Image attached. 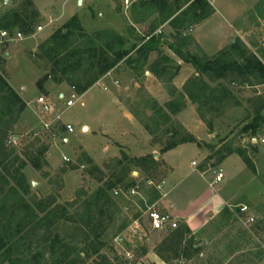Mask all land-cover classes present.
Listing matches in <instances>:
<instances>
[{
    "label": "rangeland",
    "instance_id": "rangeland-1",
    "mask_svg": "<svg viewBox=\"0 0 264 264\" xmlns=\"http://www.w3.org/2000/svg\"><path fill=\"white\" fill-rule=\"evenodd\" d=\"M24 1L0 0V19L8 12L15 11V15L17 13L20 16L19 21L11 20L9 22L11 27L8 28V31L22 33L24 37L20 41L0 47V75L24 99L31 101L39 97L46 98L55 107V111L58 112L57 115L61 116L62 121L53 123L55 119L48 114H43L37 104H33L31 107L27 106L28 109L22 115L8 140V146L16 147L20 154H23L25 149L32 145H35L37 152L41 151L43 147H46L48 151L44 156L46 162L41 161L40 169H35L30 164L24 168V188L19 187L17 181H11L12 187L16 189V194L9 192L8 204L4 205L3 202H0V264H36L27 252L29 242L26 236L30 228L25 226V222L11 217L10 205L21 206L25 200L34 208L40 203L43 204V201L44 203H53V207L63 208L66 217L71 219L60 221L51 227L54 237L58 235L59 242L71 249L72 254L68 256L67 261L75 259L78 254L86 250L88 257L83 259V264H95L98 262L99 255L102 254L107 255L112 264H264V145L254 143L248 135L242 134V129L248 118L252 117L254 105L251 101L253 97L249 96L250 99L247 100V95L253 93H243V90L240 89L241 85L236 88L231 86L236 96L240 98L239 107L229 110L225 104L213 106L210 105L214 100L211 99L210 90L218 88V82L210 75L197 77L202 79L209 88L207 92L203 93L200 91L202 88L194 87L192 84L196 78L190 77L182 90L187 95V90L191 93L192 99H189L195 104L197 115L207 131L214 130L216 135L215 141H198L194 135L185 131L182 123L177 119V113L185 105L182 101V94H178L173 85V80L180 71L177 62L170 63L168 65L170 69L157 77L161 83V88L158 86V99L151 95L148 89L149 83L145 80L146 67L154 54L140 57L132 53L127 62L126 60L122 61L114 70L102 76L91 87H96V85H101L99 88L112 87V93L119 99L123 107L134 114L139 124L151 136L152 148L149 149L150 152L162 154L178 139L181 141L192 137L202 147L209 150L208 153L211 155L209 157L215 153L225 155L227 149L230 148L234 151H241L250 162V165L247 166L241 159L246 168L245 172L220 187V193L227 200L230 216L226 217L223 211L213 219L208 226L207 237L198 239L192 234L194 241H192V236L185 237L180 257L176 261L166 263L158 256L159 248L161 249L162 243L175 231L186 225L176 219L177 230L154 232L150 229L146 214L149 208L153 207L161 212L171 214L170 204L163 201V191L156 188L165 182L169 172L168 167L153 153L144 157L154 156L158 167L140 169L134 165L129 167L123 158L124 153L116 158L105 159L99 156V158L93 159L86 152L81 145L95 146L98 140L85 135L81 126L89 118L92 119L96 109L100 107L101 100L104 99L103 90L94 89L82 101L79 100L74 107L66 108L64 98L70 95L71 90L69 89L78 94L77 90L71 86H78L85 79H89L88 75L91 73V69L88 63H84L79 71L74 69L60 77L65 82L56 84V86L63 85V89L54 86L49 92L47 90L48 83L45 84L44 90L39 89L40 72L44 77L53 69V63L46 58L48 47H43L54 34L44 41V33H37L39 27H45L50 23L37 6L52 12L54 16H59L65 0H32L33 8L41 15L32 25V34L25 33V24L29 21L24 14L25 8L22 6ZM136 3L129 11L125 12L121 0H114L113 4L104 0H85L84 5H81L82 18L80 19L84 24L85 33L90 37L101 36L100 40L91 38L95 45L100 47L112 44L116 35L122 36L126 42L135 43L137 47L153 36H161V50L165 54L169 53V46L174 45L189 59L192 57L204 59L205 56L194 41L187 40L194 13L192 9L188 8L186 0L170 1L171 4L176 3L174 9L178 8L183 12L173 22V29L166 27L165 30L161 29L166 24L161 15H154L151 9L141 8V2ZM258 6L259 4L255 7L253 15L242 23V27L243 30H246L245 33H248L246 39L249 53L264 61V18L260 14L264 13V6L260 9ZM29 11L32 10L29 9L28 13ZM133 12L134 18L142 23L138 28L139 32L135 28L126 26L127 20L131 18ZM257 18H260V22ZM69 22L65 24L57 22L56 31ZM159 30L163 31L162 35ZM79 33L71 40L69 53L91 45L89 36L83 37ZM103 33L108 34L103 35ZM113 46L116 50L119 49L116 43ZM9 54H12L13 57L10 61L7 60ZM92 73L97 72L93 71ZM66 81H70V84H67ZM259 89V92L258 90L251 91L254 94L258 93L254 99L263 100L264 87ZM162 117L164 119H161ZM42 119H47L46 121L49 123L52 122L49 130L43 128ZM66 123H71L75 131L74 134L67 132ZM167 132L175 133L176 139L167 135ZM203 136L205 135L203 134ZM259 137H264V131ZM101 143H103L102 140H100ZM209 145L211 148L208 147ZM125 155L129 158H143ZM64 158H67L68 161H65ZM116 159H122L124 166L131 169V173L127 180L114 189V191L120 190L121 196H115L114 191H110L116 205L104 209L105 213L102 217L104 232L100 240L97 242L92 236L87 240V233L81 230L84 221H88L89 211L94 213L99 211L92 198L104 184L109 185L119 179L122 167H116L113 163ZM216 163L218 161L215 158L212 160L207 158L199 162V166L207 173L214 174L215 170L222 169L226 178L234 176L236 169L233 165H217ZM25 179L30 187V193L27 195H25ZM150 182L152 184H149ZM130 184L132 187L129 194L127 190ZM181 201L187 202L185 198ZM242 206L248 207L250 213L257 217L258 227L244 224L239 214ZM99 245L100 253H93L94 246ZM190 245L200 247L201 258L197 256L189 260L186 257ZM127 253L133 255V258H128ZM40 264L47 263L41 261Z\"/></svg>",
    "mask_w": 264,
    "mask_h": 264
},
{
    "label": "trees",
    "instance_id": "trees-1",
    "mask_svg": "<svg viewBox=\"0 0 264 264\" xmlns=\"http://www.w3.org/2000/svg\"><path fill=\"white\" fill-rule=\"evenodd\" d=\"M170 1L171 0H144L141 1L140 4L141 8L151 9L153 12H158L162 16L163 22L166 23L173 19V17L180 11L178 8L174 9L176 3L171 4ZM186 4L194 13L191 27L202 23L214 14V9L208 0H186ZM22 6L25 8V13H23L29 21V23L25 24V33L32 34V25L41 15L39 11L33 8L34 4L32 0H25ZM262 6H264V0L259 3V9ZM29 9L32 11H29L28 13ZM14 12L15 11L8 12L0 19V31L8 30V28L11 27L9 24L11 20L19 21L20 16L17 13L15 15ZM166 13L167 15H165ZM260 14L262 18H264V13L261 12ZM175 20L176 19H173L170 22L171 26H173ZM78 32H80L79 34L83 37L89 36L85 33L81 20L78 17H74L63 28L57 30L44 44L43 48L48 47L46 58L53 63V69L38 82L40 90H44L45 84L49 81L55 84H62L65 81L60 78L61 76H65L74 69L79 71L84 63H88L91 69L90 72L92 73L94 71L97 73H89V79H85L83 83H80L78 86H71V88L77 90L79 95H83L95 85L102 76L114 70L122 61L126 60L127 62L132 53H135L140 57H148L151 53H156V60L148 68V71L156 77H160L162 72H167L170 69L168 65L172 63V61L161 50V36H153L140 47H137L135 43L126 42L122 36L117 35L112 44H109L106 47H100L95 45L92 39L100 40L101 36H89L90 39L92 38L91 45L84 49L78 48L72 53H69L68 51L71 47L70 42ZM107 34L108 33H103V35ZM187 40H191V38H188ZM115 43L119 47L118 50L113 46ZM169 48L185 63L191 64L197 70L199 76L210 75L217 82L220 81L217 86L218 88H212L210 90L211 99H214L211 101L210 105L225 104L226 107L236 106L238 101L232 91V84L241 85L245 88H256L264 85V62L258 59L255 55H251L240 40H236L234 44L230 45L229 48L220 52L214 58H207L205 56L204 59H200L199 57H192L189 59L174 45H170ZM246 54L250 55L247 56ZM226 80H228V82H225ZM66 83L70 84V81H66ZM192 84H194V87L202 88L200 91L203 93L209 90L207 84L204 83L202 79L196 78ZM187 93L189 98L192 99V95L188 90ZM255 97L251 100L254 104L251 113L252 117L248 118L247 123L242 129V134L248 135L251 141L258 139V136L264 131V99H254ZM156 105L158 104L156 103ZM26 110L27 103L11 87V85H9L5 78L0 75V202H3L4 205L8 204L7 199L9 192L16 194V189L12 187L11 181H17L19 187H22L23 189L24 168L30 164L35 169H40L42 167L41 161L45 160L44 156L48 151L46 147H43L41 151L37 152L35 145H32L31 147L26 148L23 154H20L16 147L8 146V140L15 131L16 126ZM161 119L164 118L162 117ZM147 130L149 129L147 128ZM167 135L174 138V140L177 137L173 132H167ZM178 140L169 146L165 152L186 143H196L199 147H202L192 137L186 140ZM208 147L211 148L210 145ZM233 154L238 155L247 166L250 165L249 160L241 151H234L230 148L227 149L225 155L215 153L212 157H209V160L215 158L218 161L216 164L220 165L226 157ZM123 158L129 167L132 165L140 169H154L158 167L154 156L129 158L123 154ZM113 163L117 168L122 167L119 179L109 185L104 184V186L95 194V197L92 198L95 202V206L99 208V211H97V213L89 211L87 215L88 221H84L81 230L82 232L87 233V240L90 239L91 236L94 237L97 242L100 240L104 232L102 223V217L105 213L104 209L105 207L116 205L110 195V191H114L117 185L127 180L131 173V169L128 166H124L122 159H116ZM100 182L102 183L103 181ZM131 187L132 185L130 184L127 190L128 193L131 191ZM29 193L30 187L25 179V195ZM53 206V203H44L43 201V204L40 203L34 208L27 200H25V203H21V206L10 205L12 219L18 218L20 221L25 222V226L30 228L26 236V239L29 242L27 248L29 256L32 257L36 264H40L41 261H45L47 264H83V259L88 257L87 251L85 250L78 254L75 259L67 261L69 258L68 256L72 254L71 249L60 243L59 236L56 235L54 237L51 232V227L53 225L63 220H71L66 217L63 208ZM229 211L228 208L224 210V215H226V217L230 216ZM41 215H43V217H41ZM71 222L73 223L74 221ZM258 226L259 223H256L253 227L256 228ZM191 236L192 241H194V237L187 226L175 231L171 237L162 243L161 249L159 248L158 251V256L166 263L176 261L180 257V250L185 237L188 238ZM100 250V245L94 246L93 253L99 254ZM57 255L58 257H56ZM47 256H49V259H47ZM197 256H200V258L202 256L200 253V247H193L190 245L186 257L191 260ZM95 264H112V262L107 255L102 254L99 255L98 262Z\"/></svg>",
    "mask_w": 264,
    "mask_h": 264
},
{
    "label": "crops",
    "instance_id": "crops-1",
    "mask_svg": "<svg viewBox=\"0 0 264 264\" xmlns=\"http://www.w3.org/2000/svg\"><path fill=\"white\" fill-rule=\"evenodd\" d=\"M80 1L83 0H65L62 4V12L59 16H54L52 12H48L47 10L38 7L36 4L38 10L50 22L47 26L43 27L41 31L37 32L38 34L44 33V41L48 40L56 32L55 26H57V22L65 24L74 17H78L79 19L82 18L81 5H84L85 0L82 4H80ZM104 1H109V4L114 3V0ZM261 1L262 0H208L214 9V14L202 23L191 27L188 36L194 41L201 53L207 58L216 57L220 52L226 50L230 45L234 44L236 40H240L247 49L249 47L246 39V35L248 33H245L246 30H243L242 23L245 22L249 16L253 15L255 7ZM121 2L123 5V0H121ZM129 10L130 9H124L125 12ZM182 12V10L179 11L173 19H176ZM153 13L157 16L160 15L158 12ZM134 15V12L131 13V18L127 20L126 26L131 27L132 29L135 28L137 32H139L138 28L142 23L136 20ZM173 19L166 22L161 29L163 30L166 27L173 29V26L170 24ZM257 19L260 22V18ZM162 30H159L161 35L163 34ZM151 54H154V57H152L151 62L146 67L145 80L149 83L148 89L151 95L158 99V86L161 88V83L157 80L155 75L148 71L149 66L156 60L157 54ZM165 55H167L172 62H177L180 67L179 73L173 80V85L175 86L178 94H182L181 96H183V98H181L183 104L185 105L182 107V110L177 113V119L182 123L185 131L194 135L198 141H215V131H207L200 117L197 115L195 104L189 99L186 92H183L182 90L188 79L190 77H199V73L191 64L185 63L170 48L169 53H166ZM12 59V54H9L7 60L10 61ZM42 78L43 74L40 72L39 80ZM47 83V90L50 92L56 84L51 81ZM219 83L220 81L218 84ZM99 86L96 85V87L91 88L79 97V100L82 101L83 98L94 89L103 90L104 93V99L101 100V105L98 109H96L92 119L89 118V120L83 122L81 126L82 132L85 135L92 136L98 141L95 146H81H83L86 152H88L93 159H97L99 156H102L105 159L110 157L116 158L119 157L121 153L132 157H144L153 153L157 159L162 161L168 167L169 172L162 185V191L164 193L163 201L170 204L171 214L174 218L181 220L198 239L200 237H207V229L213 219L228 208L226 198L220 193V187L222 184L240 177V175L246 170L241 158L238 155L233 154L224 159L221 165H233L236 169L235 174L231 178H226L225 176L221 184H219L216 188H212L210 184L215 175L213 173L203 171L199 166V162L206 160L209 156H211L209 155V150H207V148L199 147L196 143H186L162 154L150 152L149 149L151 150L152 148V138L145 131L144 127L139 124L134 114L127 111L125 107H123L119 99H117V97L112 93V87L109 88L106 86L104 88L101 87L103 88L101 89ZM231 86L234 88L239 87L236 84H232ZM56 87L60 89L64 88L63 85ZM263 87L264 85L256 88L240 87V89L243 90V93H253L252 95H247V100H249V96L255 97L258 95V93L254 94L251 90H258L259 92V88ZM69 90L72 91V89ZM19 95L29 107L36 104L37 100L40 98L28 101L24 99L21 94ZM234 95L238 102L234 107L227 106V109L229 110L236 109L239 107V103L241 104L240 98L237 97L235 93ZM61 97L63 96L61 95ZM66 124L71 125V123ZM203 134L205 136H203ZM100 140H102L103 143L100 144ZM253 142L256 143L255 140ZM183 174L184 176H182ZM184 198L187 202L181 201Z\"/></svg>",
    "mask_w": 264,
    "mask_h": 264
},
{
    "label": "built area",
    "instance_id": "built-area-1",
    "mask_svg": "<svg viewBox=\"0 0 264 264\" xmlns=\"http://www.w3.org/2000/svg\"><path fill=\"white\" fill-rule=\"evenodd\" d=\"M139 1L141 0H123L124 9L125 10L130 9L136 2H139ZM42 28L43 27H39V31H41ZM23 38L24 37L22 33H10L8 30H2L0 31V47L5 44L20 41ZM116 84L118 85V82H116ZM80 96L81 95L77 94L75 91L72 90L70 95L67 98H64L66 108L74 107L75 104L79 101ZM36 104L40 108L43 114H48L52 116L53 119H55L53 120V123L62 121L61 116L57 115L58 112L55 111V107H53L46 98L40 97L37 100ZM46 120L47 119H42L41 123L44 129L49 130L51 128L52 122L49 123ZM66 130L69 134H74L75 132L72 125H69V124L66 125ZM254 140L257 143L264 145V137H259L258 139H254ZM64 160L68 161L67 158H64ZM214 175H215L214 179L210 184L212 188H216L219 184H221L225 177L224 171L222 169L215 170ZM149 184H152V182H150ZM156 188L161 191L162 185H159ZM130 193L131 191L129 192V194ZM114 195L120 196L121 195L120 190H115ZM239 214L242 220L244 221L245 225L254 226L257 223V217L250 213L248 207L242 206L240 208ZM146 215H147L150 229L154 232L175 231L178 229V223L176 221V218H174L169 213L161 212L153 207V208H149ZM127 256L128 258H131V257L133 258V255H131L130 253H127Z\"/></svg>",
    "mask_w": 264,
    "mask_h": 264
},
{
    "label": "water",
    "instance_id": "water-1",
    "mask_svg": "<svg viewBox=\"0 0 264 264\" xmlns=\"http://www.w3.org/2000/svg\"><path fill=\"white\" fill-rule=\"evenodd\" d=\"M80 4H82V1H80ZM6 56H8V55H6Z\"/></svg>",
    "mask_w": 264,
    "mask_h": 264
}]
</instances>
